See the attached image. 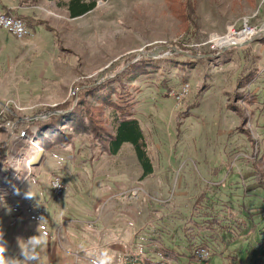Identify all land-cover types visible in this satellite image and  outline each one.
Masks as SVG:
<instances>
[{"label": "rangeland", "instance_id": "1", "mask_svg": "<svg viewBox=\"0 0 264 264\" xmlns=\"http://www.w3.org/2000/svg\"><path fill=\"white\" fill-rule=\"evenodd\" d=\"M2 1L0 12L8 9ZM35 1L21 3L31 6L34 21L11 9L26 22L27 37L0 27V110L12 108L16 117L13 128L0 129V163L10 166L0 170L4 255L22 259L20 243L40 232L41 264H125L130 255L156 262L165 250L176 253L177 264H264L257 172L264 178V0H195L193 36L168 0H84L74 4L77 10L95 6L76 18L64 9L68 0ZM230 29L258 32L228 47L209 40ZM152 36L165 39L133 50ZM132 58V68L151 63L134 78L122 74L136 100L132 116L150 173L144 175L131 142L104 154L86 135L52 147L42 128L33 134L32 118L50 113L79 83L114 76ZM249 72L253 78L239 87L237 79ZM185 83L190 91L183 101L168 95ZM235 92L254 95L255 102L248 105ZM236 108L249 119L243 128L252 141ZM27 128L30 137L19 138ZM38 153L41 160L32 164ZM57 175L64 188L55 197ZM30 190L34 197L24 198ZM196 247L210 251L204 262L195 260Z\"/></svg>", "mask_w": 264, "mask_h": 264}, {"label": "trees", "instance_id": "2", "mask_svg": "<svg viewBox=\"0 0 264 264\" xmlns=\"http://www.w3.org/2000/svg\"><path fill=\"white\" fill-rule=\"evenodd\" d=\"M84 0H72L70 8L73 16L84 14L95 6L82 4L77 10L75 3H82ZM25 3L35 4V0H24ZM170 8L181 18L184 25V32L189 36L195 35L198 30V23L193 18L196 8L195 0H168ZM187 6V10L186 7ZM40 22L42 20H39ZM38 21V22H39ZM39 22V23H40ZM48 29H52L49 25ZM264 41V39H263ZM187 44L181 42L180 50H185ZM148 52V51H147ZM191 55V54H190ZM193 56V55H191ZM148 57V56H147ZM145 58V57H144ZM143 59V58H142ZM133 58L126 61V67L117 71L114 76L105 75L100 81L87 79L76 87L68 99L52 106L51 114L45 117H34L28 123L32 126L42 128V135L49 136L50 146H72L79 135H86L90 142L97 145L104 154H115L119 151L124 142H131L135 145L140 162L145 166L144 175L152 171L151 162L145 151L143 132L139 122L134 118L133 110L136 103L133 93L129 89V81L124 80L123 73L127 77L134 78L150 68L149 62L139 64L136 68ZM138 61V60H136ZM135 61V62H136ZM254 76V72L243 74L237 79V85L242 87L248 84ZM237 99H242L248 105L255 102V96L243 92H235ZM233 106V103H231ZM242 115V130L253 140L248 128H243L249 121L242 110L236 108ZM7 118H16L15 111L11 108ZM254 146V145H253ZM4 156V155H3ZM6 156L3 157L5 160ZM256 166V165H255ZM1 169H10L9 164L0 163ZM260 174L259 182L264 188L263 172L257 169ZM164 260L151 261L148 258H139L138 255L127 257L125 264H177L173 263L177 255L173 251L163 252Z\"/></svg>", "mask_w": 264, "mask_h": 264}, {"label": "built area", "instance_id": "3", "mask_svg": "<svg viewBox=\"0 0 264 264\" xmlns=\"http://www.w3.org/2000/svg\"><path fill=\"white\" fill-rule=\"evenodd\" d=\"M13 10V9H12ZM11 8L7 9L6 11L0 12V27L10 31L12 34H14L17 38H25L27 37L31 31L28 28L26 22L19 17L18 15L14 14L12 12ZM209 40L211 42H215V38L210 36ZM120 63V61L117 62V64ZM105 74V73H104ZM102 79V78H100ZM100 79L98 81H100ZM190 91V84L185 83L183 84L180 89L177 91L175 89H171L168 92V95L175 98L176 101H183V98L189 93ZM76 92V90L73 91V93ZM4 112H7L6 109L2 108L0 110V129L1 128H13L15 125V122H13L14 119L12 118H2V115ZM7 114V113H6ZM47 115V114H45ZM43 115V116H45ZM42 116V117H43ZM38 130V127H36V130H33V134L36 135ZM30 137V132L29 129H24L21 132L19 131V138H24V137ZM42 150V148H40ZM21 152V149L13 152L11 156H19ZM15 160V158H13ZM14 161H12V164ZM64 188V181L63 178L60 175L55 176L52 179L51 182V189L55 197H58L59 195L62 194ZM210 254V251L206 247H196L193 251V256L196 261L198 262H204L206 259H208ZM206 257V258H205Z\"/></svg>", "mask_w": 264, "mask_h": 264}, {"label": "clouds", "instance_id": "4", "mask_svg": "<svg viewBox=\"0 0 264 264\" xmlns=\"http://www.w3.org/2000/svg\"><path fill=\"white\" fill-rule=\"evenodd\" d=\"M16 194H20L18 189L16 190ZM33 197L34 195L31 193V190L24 193V198L26 199H31ZM3 236V232L0 231V241H3ZM45 243L46 240L40 232L38 235L29 237L27 241L23 242V246L20 243V257H22V259H20L6 257L4 255L6 244L0 242V264H41L39 253L42 245Z\"/></svg>", "mask_w": 264, "mask_h": 264}, {"label": "crops", "instance_id": "5", "mask_svg": "<svg viewBox=\"0 0 264 264\" xmlns=\"http://www.w3.org/2000/svg\"><path fill=\"white\" fill-rule=\"evenodd\" d=\"M49 1H53V0H49ZM72 0H68L66 1L65 3V10L70 13V15L72 17H81L83 14L81 15H78V16H73L72 15V11H71V8H70V3H71ZM3 4H5L8 9L11 8V9H15V12L18 14V15H21L23 17H26L27 19H30L32 21H34V19H37L38 17L36 16V13L33 11V10H29L31 8V6H23L21 5L22 3V0H3L2 1ZM148 10H152V9H149ZM148 12V11H146ZM151 12V11H150ZM147 15V14H146ZM165 38L161 37V36H152L146 40H144L141 44H137V46H135L133 48V50L135 49H139L141 48L142 46L148 44V43H155L157 41H161V40H164Z\"/></svg>", "mask_w": 264, "mask_h": 264}, {"label": "bare ground", "instance_id": "6", "mask_svg": "<svg viewBox=\"0 0 264 264\" xmlns=\"http://www.w3.org/2000/svg\"><path fill=\"white\" fill-rule=\"evenodd\" d=\"M258 32L257 29H246L242 32H237L234 29H230L229 32L225 35L213 34L212 36L216 40L218 46L228 47L236 43H245ZM21 151H25L23 146Z\"/></svg>", "mask_w": 264, "mask_h": 264}, {"label": "water", "instance_id": "7", "mask_svg": "<svg viewBox=\"0 0 264 264\" xmlns=\"http://www.w3.org/2000/svg\"><path fill=\"white\" fill-rule=\"evenodd\" d=\"M237 45H239V44H242V43H236ZM233 45H235V44H233ZM231 46V45H230ZM169 46L168 45H164V46H162L161 48L163 49H165V48H168ZM130 56H125V57H123L121 60H126V59H128ZM134 61V60H133ZM113 63H110V66L112 65ZM49 114H51V112L50 113H48L47 115H49ZM46 116V115H45ZM45 116H43V117H45ZM42 153H38L37 154V156H36V158L32 161V164H37L40 160H41V158H42Z\"/></svg>", "mask_w": 264, "mask_h": 264}]
</instances>
